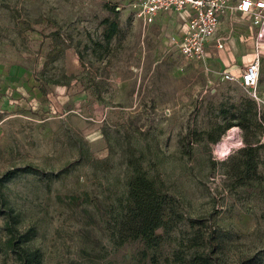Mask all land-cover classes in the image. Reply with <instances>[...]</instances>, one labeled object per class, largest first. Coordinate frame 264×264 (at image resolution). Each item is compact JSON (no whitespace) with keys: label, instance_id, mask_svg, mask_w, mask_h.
I'll return each instance as SVG.
<instances>
[{"label":"rangeland","instance_id":"obj_1","mask_svg":"<svg viewBox=\"0 0 264 264\" xmlns=\"http://www.w3.org/2000/svg\"><path fill=\"white\" fill-rule=\"evenodd\" d=\"M133 1L0 0V264H18L9 206L43 264H188L210 232L219 264H263L264 121L249 130L251 168L239 126L227 154L232 128L210 137L241 112L264 116V57L255 99L144 28ZM135 170L172 203L158 246L120 239Z\"/></svg>","mask_w":264,"mask_h":264},{"label":"trees","instance_id":"obj_2","mask_svg":"<svg viewBox=\"0 0 264 264\" xmlns=\"http://www.w3.org/2000/svg\"><path fill=\"white\" fill-rule=\"evenodd\" d=\"M107 40H110L118 31V24L112 23L108 30ZM236 118L238 124L228 122L225 125L219 126V134L216 137L211 136L210 139L217 143L221 136L234 126H239L244 132V141L250 146L242 148L240 154L247 158L246 166L251 168L253 157L251 153L254 151V146L251 145L248 138L249 130L253 121L262 119L258 118L257 110L253 113L241 112ZM25 171H32L27 167ZM14 172H7L4 178L12 177ZM128 200L129 204L122 210L121 222L119 225V235L121 241L130 236L133 238H143L149 247L158 246L162 240V235L158 234L159 229L165 231L171 230L172 225V203L170 198L163 193L156 183L150 179L146 173L141 170H135L128 181ZM5 231L7 233L6 244L8 249L16 256L18 264H43L44 258L40 249L34 248L30 244L31 238L24 233L20 228V215L15 212L14 208L8 207L5 220ZM127 233V234H126ZM215 232H210L206 236L205 243L201 244L207 250L200 252L195 250L189 257L188 264H219L217 250L219 245L216 242ZM203 237L194 236L190 243L192 247H196L198 240Z\"/></svg>","mask_w":264,"mask_h":264},{"label":"built area","instance_id":"obj_3","mask_svg":"<svg viewBox=\"0 0 264 264\" xmlns=\"http://www.w3.org/2000/svg\"><path fill=\"white\" fill-rule=\"evenodd\" d=\"M130 7L135 19L145 25L154 23L160 13L188 11L184 35L181 38L173 36L171 43L186 60L200 63L208 57L211 42L214 41L218 49L225 48L226 38L218 36L222 18L242 14L253 30L256 52L241 77L225 72L224 79L240 83L251 90L253 98L259 99L257 88L263 58L259 46L264 45V0H134Z\"/></svg>","mask_w":264,"mask_h":264},{"label":"crops","instance_id":"obj_4","mask_svg":"<svg viewBox=\"0 0 264 264\" xmlns=\"http://www.w3.org/2000/svg\"><path fill=\"white\" fill-rule=\"evenodd\" d=\"M187 18L188 11L169 12L158 14L156 21L152 24L145 25L143 22L141 23L144 28L159 32L166 40V44L172 45L171 38L173 36L181 38L184 35ZM252 34L253 30L250 22L242 14L227 15L222 18L218 32L219 37L226 38L224 49H218L215 42H211L208 45V57L202 63L188 61L180 52L179 54L191 64L213 65L219 63L225 72L241 77L247 65L253 61L256 52V44ZM176 49L178 50L177 47ZM259 49L262 50L264 57V45L259 46Z\"/></svg>","mask_w":264,"mask_h":264},{"label":"bare ground","instance_id":"obj_5","mask_svg":"<svg viewBox=\"0 0 264 264\" xmlns=\"http://www.w3.org/2000/svg\"><path fill=\"white\" fill-rule=\"evenodd\" d=\"M238 131V130H237ZM235 132H236V129L235 128H232L230 131H229V134L226 136V138H224L225 141L221 142L220 144H218V154H227L230 152V149L232 147L233 144V141L235 140ZM240 143V142H239Z\"/></svg>","mask_w":264,"mask_h":264}]
</instances>
